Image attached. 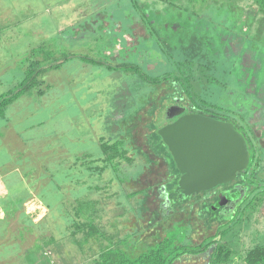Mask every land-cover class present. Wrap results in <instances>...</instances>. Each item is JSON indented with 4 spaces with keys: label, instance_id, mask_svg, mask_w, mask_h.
Returning a JSON list of instances; mask_svg holds the SVG:
<instances>
[{
    "label": "rangeland",
    "instance_id": "1",
    "mask_svg": "<svg viewBox=\"0 0 264 264\" xmlns=\"http://www.w3.org/2000/svg\"><path fill=\"white\" fill-rule=\"evenodd\" d=\"M120 1L0 0V94L30 69L37 76V85L29 86L35 92L17 99L6 118L0 117V264H28L29 248L51 236L58 240L46 249L51 264H85L79 246L67 237L76 198L97 200L102 230L128 238L132 254L159 241L174 223L193 226L194 243L233 223L237 211L216 214L212 227L202 222L204 196L185 201L170 216L157 209V187L168 174L163 145L154 133L155 111L169 97H189L171 79L152 84L131 71L107 67L142 62L147 67L140 71L151 72L160 64L161 74L167 66L151 41L148 48L141 40L148 36L142 21L132 25V33L123 27L114 11ZM138 2L176 62L204 67L190 71L196 93L250 111L247 119L264 147V129L258 127L264 128V13L258 4ZM82 55L99 62L84 61ZM32 81L27 78L26 84ZM39 89L44 90L40 95ZM118 134L131 148V160L119 166L122 178L111 169L91 172L84 160L98 159L100 137L114 140ZM171 184L175 191L179 183ZM246 210L231 237L237 251L264 244V203L255 214L251 206ZM85 250L93 257L97 241L91 238ZM44 258L33 264H44ZM176 264L207 260L186 255Z\"/></svg>",
    "mask_w": 264,
    "mask_h": 264
},
{
    "label": "trees",
    "instance_id": "2",
    "mask_svg": "<svg viewBox=\"0 0 264 264\" xmlns=\"http://www.w3.org/2000/svg\"><path fill=\"white\" fill-rule=\"evenodd\" d=\"M197 1L198 0H191V3H196ZM202 1L205 2L207 0ZM226 1L236 4L237 1L240 0ZM253 1L258 4L260 11L264 13V0ZM116 4L114 11L120 16L119 20L122 21L123 27L127 31L132 33V25L135 22L138 23V21H142L140 24L145 26L148 36L146 38L142 36L143 38H141V40L146 44V47H148L147 42L151 41L154 48L153 50L156 54H159V58L164 57L166 59L167 66L165 67L164 65L161 74H159L160 64H158L154 71L148 72L145 70L144 72H141L140 70L142 68L147 67V65L142 62H125L120 65L105 63L109 69H121L125 72L131 71L134 74L140 75L147 82L152 84H159L163 82V80L171 79L182 86L183 91L186 92L194 107L209 111L217 117H232L231 114L235 113V111H231L232 113H230V110L224 108L223 105L210 101L203 95L196 93L195 84L192 81L193 78H191L190 71L195 68L198 69L199 67L203 69L204 67L195 62L175 61L171 52L163 45L161 37L147 18L144 8L140 6L138 0H121ZM35 51H38L37 48ZM46 58L49 59L48 57ZM81 59L92 63L99 62L98 59L86 55H82ZM149 62H151V60L147 58L146 63ZM33 74V70H28L25 77L26 79L24 78L22 81H18V83L12 85L6 92L0 94L1 118H6L8 107L17 99L29 91L35 92L33 91V87H29L30 85L32 86V84L37 85L35 81L37 76H33ZM30 77H33V81L26 84L27 78ZM43 92L44 90L39 89L36 91V94L40 95ZM234 122L237 123L247 134L250 141L249 148L252 152L250 164L248 168L243 171L239 180H241V178L247 180L252 188V192L249 199L239 207L240 210H237L231 226L227 225L220 230L216 229L214 235H207L201 242L194 243L191 236L193 226L190 224L174 223L172 227H167V231L164 232V236H162L159 241L146 247L141 252L132 254L129 251L131 242L128 238L116 239L117 234H106V232L102 230L103 228H101L97 222L98 213L100 211V208L97 207L98 201L76 198L73 212L74 217L71 224L73 229L69 232L67 237H72L74 242L77 243L79 250L85 257V264H176L178 260L186 255H205L207 264H264V244H257L242 251L235 250L231 244V237L234 230L239 229L238 224L243 220V214H241V212H246L248 210H246V207L251 206L252 211H250L255 214L264 203V161L261 160L263 150L258 145L257 141L254 140L255 136L253 135V131L250 130L251 127L243 116L240 120L235 119ZM154 133L158 136L157 138L161 143L160 145H163L162 139L157 132V128L154 129ZM100 138V155L98 156V159H85L84 163L90 165L88 168L91 172L99 171V173H101L107 169H111L116 177L118 176L119 178H122L123 173L119 166L122 161L131 160V157L128 155L131 148L128 146L127 140L120 137L119 134L114 140L113 138L107 139L104 135ZM97 160H101L103 165L91 166V164ZM5 163L1 164V166H5ZM1 175L2 177L4 176L3 174ZM45 176L46 175L44 174V177ZM2 177L0 176V178ZM172 181L175 180L167 178L161 181L157 187L158 196L156 207L164 217L170 216L174 211L178 210V207L187 204V202L192 201V199L194 200L193 197H185L183 193L179 197L176 191H173V189L170 190ZM10 201H13L11 197ZM206 208L207 206L205 205V202L202 203V207H199V216L202 222L212 227L216 218L215 216L211 217L210 214V218L207 220V212H204ZM234 227L237 228L233 229ZM6 230L7 227H4V233ZM91 238L94 241H97L99 251L94 253L93 257H87L85 244L91 242ZM41 240L42 241L40 242H36L34 247L29 248V252L25 253L24 257L28 260V264L35 263L38 258L43 256L45 257L43 263L51 264V258L46 253V249L48 245L57 243L58 240L54 236L43 238Z\"/></svg>",
    "mask_w": 264,
    "mask_h": 264
},
{
    "label": "water",
    "instance_id": "3",
    "mask_svg": "<svg viewBox=\"0 0 264 264\" xmlns=\"http://www.w3.org/2000/svg\"><path fill=\"white\" fill-rule=\"evenodd\" d=\"M154 124L179 170L177 191L185 197L239 183L250 164L248 141L233 122L191 112L184 101H164L155 111Z\"/></svg>",
    "mask_w": 264,
    "mask_h": 264
},
{
    "label": "flooded vegetation",
    "instance_id": "4",
    "mask_svg": "<svg viewBox=\"0 0 264 264\" xmlns=\"http://www.w3.org/2000/svg\"><path fill=\"white\" fill-rule=\"evenodd\" d=\"M258 91L259 90L256 91L257 94H259ZM168 99H173L174 101H178V102L184 101L188 105L189 110L191 112L217 117L216 115L211 114L209 111L194 107L191 104L190 99L188 98L189 99L188 100L184 96H181V97H169L166 100H168ZM163 103H164V101L162 102V104ZM161 105L159 107H161ZM223 106H224V108L230 110V113H232L231 111H235V113H233L234 115L231 114L232 117H230V118H226L224 116H221V117H218V118L233 122L235 127H236V129L244 134L245 138L248 141V146H249V142L250 141H249V139L247 137V134L240 128V126L237 123L234 122L235 119L240 120L242 118V116H243L245 118L246 122L251 127L250 130L253 131V135L255 136L254 140L257 141L258 145L263 150L262 151L263 154L261 155V158H262L261 160L264 161V147L259 144L260 143L259 142L260 138H259V136L257 137V135L255 133L256 129L253 128L252 123L249 122V119H247V118H249L250 111H247V112L246 111H239V110L234 109V108H227L225 105H223ZM262 126H258V127L259 128L261 127L262 129H264ZM162 144H163V149L165 151V154H164V157L161 158V159H162V161L164 162V164L166 166V170H167L166 173L168 174V176H166V177L171 179V180H176L177 183H178L179 178H180L179 170L176 167V164L173 161L172 156L168 152L167 147L164 145L163 142H162ZM250 152H251V150H250ZM251 155H252V152H251ZM241 174H243V171H242ZM238 182L239 183H237V181H234L233 183H229V184H226V185H220V186H218L216 188H213V189H211L209 191H201V192H198L194 196H191V197H193L194 200H197V198L200 197V196H204V197L208 198V200H206L207 202L204 201L205 205L207 206V208L205 209V210H207L206 211L207 212V220H208V218H210V214H211V217L212 216H216V214H218V213H224V214H227V215L231 214V216H233L236 213V211L239 209V207L242 206L244 201L247 200V198L250 196V194L252 192V188H251V186H250V184L248 183L247 180L241 178V180H238ZM175 191H176V193H178V196L180 197V194H182V191L181 190L177 191V186L175 188ZM227 196H228V198L224 199ZM221 197L225 201L224 205H221V203H220L221 202ZM223 200H222V202H223ZM216 220L218 221L217 218H216ZM216 220H214L215 221L214 223H217Z\"/></svg>",
    "mask_w": 264,
    "mask_h": 264
}]
</instances>
